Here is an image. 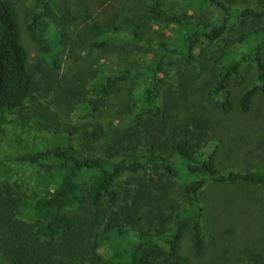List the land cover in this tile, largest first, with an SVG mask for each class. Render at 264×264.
<instances>
[{"label":"trees","instance_id":"1","mask_svg":"<svg viewBox=\"0 0 264 264\" xmlns=\"http://www.w3.org/2000/svg\"><path fill=\"white\" fill-rule=\"evenodd\" d=\"M139 1L150 17L171 24L176 34L171 40L157 42L160 53L147 72L122 68L92 74L89 80L76 76L65 84L50 79L45 96L38 97L42 85L28 63L19 15L13 0H0V134L8 122L31 125L44 134L39 147L8 158L41 170L38 194L28 196L20 183L0 180V263L191 264L180 254V242L191 229L196 253L204 251L199 225L201 188L208 182L264 185V160L252 171L219 169L216 146L202 151L207 142L202 121L175 122L169 101L159 103L164 86L159 73L164 74L167 58L179 56L193 63L198 54L224 40L223 64L206 93L217 107L230 110V81L243 62H253L258 83L246 89L239 102L240 109L247 111L253 95L264 93V7L256 8L251 0H183L194 10H213L214 15L200 19L174 0ZM37 2L39 10L29 18L27 29L40 45L43 65L58 68V55L68 38L64 20L70 15L56 17L51 0ZM42 16L53 17L57 23V35L51 41L36 33ZM142 25L141 20L125 16L111 33L152 44L153 40L143 35ZM230 29L238 31L233 42L225 37ZM91 32L92 45L107 47L111 42L109 26ZM240 44L243 47L234 51ZM143 75L146 83L130 110L136 121L99 155L96 142L104 134L101 122L80 131L59 123L52 109L62 102L75 107L82 118H96L113 88ZM74 133H78V142ZM126 173H136L138 183L133 190L120 188L119 178ZM178 184L188 201L184 207L168 197ZM103 240L108 255L100 251ZM239 264H264V256L254 253Z\"/></svg>","mask_w":264,"mask_h":264},{"label":"rangeland","instance_id":"2","mask_svg":"<svg viewBox=\"0 0 264 264\" xmlns=\"http://www.w3.org/2000/svg\"><path fill=\"white\" fill-rule=\"evenodd\" d=\"M174 1L181 3L188 13L195 14L197 18L206 19L214 15L210 8L194 10L183 4V0ZM51 2L54 16L70 15L69 20H64L68 38L58 55V68H53L49 63L43 65L39 55L40 45L30 37L27 29L29 18L39 10L37 0H13L20 18L21 41L28 53V63L42 85L40 94L36 92L38 97L45 96L44 90L51 86L50 79L65 84L76 76L89 80L92 74L111 73L122 68L147 72L160 53L157 42L171 40L176 35L171 24L150 17L144 3L139 0ZM251 3L256 8L264 7V0H251ZM125 16L141 20L143 35L150 37L153 43L145 45L140 40L130 38V35L112 34L114 26ZM108 26L112 36L108 46L92 45L91 30L101 31ZM232 29L225 37L233 42L238 37V31ZM56 30L58 26L53 17L42 16L38 19L36 33L39 38L51 41L57 35ZM224 42L220 40L212 48L198 54L193 63H186L179 56L167 58L164 74L159 73L164 83L159 103L169 101L175 122H192L195 119L202 121L207 129V142L202 151L206 153L216 146L215 163L219 169L252 171L264 160V93L256 92L245 112L240 109L239 102L243 92L258 83L256 65L250 61L243 62L237 76L230 81L233 102L230 110L224 111L217 107L206 93L223 64ZM242 47V44L237 45L234 51ZM262 56L264 59V49ZM145 83L143 75L142 78L130 79L117 85L96 118H82L77 115L75 107L62 102L52 105V109L56 111L59 123L74 125L80 131L90 130L95 121L101 122L104 134L96 142V154L99 155L107 144L112 143L119 133L136 121L130 110L134 98ZM49 97L52 98L51 95ZM7 117L10 119L11 115ZM73 136L78 142V133ZM43 137L44 134L31 125L13 122L4 124V132L0 134V180L20 183L28 196L38 194L37 182L41 170L9 161L8 158L39 147ZM130 174L126 173L119 178L120 188L129 187L133 190L138 183L136 173ZM168 197L179 202L181 207L187 205L188 201L180 193L179 184L171 189ZM198 197L202 208L199 225L204 251L202 254L196 253L191 229L185 231L179 250L191 264H239L254 253L264 256V185L244 181L208 182L201 188ZM100 251L104 255L109 254L105 240Z\"/></svg>","mask_w":264,"mask_h":264}]
</instances>
